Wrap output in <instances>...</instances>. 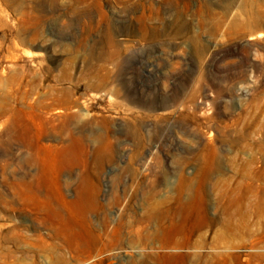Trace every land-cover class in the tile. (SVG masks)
<instances>
[{"label": "rangeland", "instance_id": "obj_1", "mask_svg": "<svg viewBox=\"0 0 264 264\" xmlns=\"http://www.w3.org/2000/svg\"><path fill=\"white\" fill-rule=\"evenodd\" d=\"M0 264H264V0H0Z\"/></svg>", "mask_w": 264, "mask_h": 264}, {"label": "bare ground", "instance_id": "obj_2", "mask_svg": "<svg viewBox=\"0 0 264 264\" xmlns=\"http://www.w3.org/2000/svg\"><path fill=\"white\" fill-rule=\"evenodd\" d=\"M27 194H28V190L26 187H24L23 192H22L24 207L27 206Z\"/></svg>", "mask_w": 264, "mask_h": 264}]
</instances>
